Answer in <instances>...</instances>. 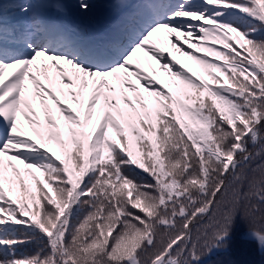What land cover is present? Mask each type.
Listing matches in <instances>:
<instances>
[{"label": "snow or ice", "instance_id": "obj_1", "mask_svg": "<svg viewBox=\"0 0 264 264\" xmlns=\"http://www.w3.org/2000/svg\"><path fill=\"white\" fill-rule=\"evenodd\" d=\"M49 7L0 0V264H200L237 214L264 248V0H141L98 44Z\"/></svg>", "mask_w": 264, "mask_h": 264}, {"label": "trees", "instance_id": "obj_2", "mask_svg": "<svg viewBox=\"0 0 264 264\" xmlns=\"http://www.w3.org/2000/svg\"><path fill=\"white\" fill-rule=\"evenodd\" d=\"M197 2H199V0H197ZM216 43L219 42L217 41ZM195 51L197 53H201L202 49L195 48ZM204 54L208 55L207 53ZM181 61L185 66H187L186 68L189 70H191L192 66L195 65V62L191 61L187 56L183 57ZM217 75H219V73H217ZM129 96L135 102L134 95L129 93ZM120 102L121 104L123 103L122 100ZM53 115L55 116L56 113ZM185 120L187 123H189L190 127L195 128V125H193L191 121H188L187 117H185ZM145 135H147V133H145ZM147 139L153 143H156L157 152L162 156L163 153L160 151V149L163 146L159 144L157 137L155 135H148ZM52 147H56L54 142H52ZM131 147L135 155H137L139 158H143L141 156L139 145L133 141ZM164 150H167L166 147ZM255 164H264V159L257 158ZM255 164L253 166H255ZM127 175L136 183L143 184L152 182L151 178L147 174L143 173L142 170H140L137 166H132L128 170ZM37 177L42 179L39 173H37ZM30 183L34 187V181H31ZM28 203L31 204V201ZM84 215H86V211L81 212L80 216L77 218V223L82 221ZM260 215L261 214H258L256 220L254 221V226L256 228H264V222H261L259 218ZM209 223H211V220L205 221V224ZM250 236L251 232L249 224L245 221L242 214H237L230 226L228 234L220 242L222 246L214 248L212 254L206 259L200 261V264H264V248L259 245L256 239L250 238ZM41 247H43L42 242L39 240H34L31 243L19 246L17 252L21 255H31Z\"/></svg>", "mask_w": 264, "mask_h": 264}, {"label": "rangeland", "instance_id": "obj_3", "mask_svg": "<svg viewBox=\"0 0 264 264\" xmlns=\"http://www.w3.org/2000/svg\"><path fill=\"white\" fill-rule=\"evenodd\" d=\"M169 37L167 38V41H166V43L164 44V46H163V49L162 50H165L166 48H167V50L169 49ZM174 50H177V51H179V49L176 47V48H173ZM158 68V67H157ZM145 70L146 71H149V73H151V71L148 69V68H145ZM250 238H253V239H255L252 235L250 236Z\"/></svg>", "mask_w": 264, "mask_h": 264}]
</instances>
